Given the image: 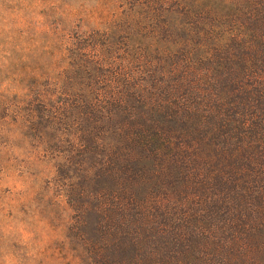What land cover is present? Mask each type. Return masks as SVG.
Returning <instances> with one entry per match:
<instances>
[{"label":"trees","instance_id":"trees-1","mask_svg":"<svg viewBox=\"0 0 264 264\" xmlns=\"http://www.w3.org/2000/svg\"><path fill=\"white\" fill-rule=\"evenodd\" d=\"M110 8L26 75L90 156L59 198L73 264H264V0Z\"/></svg>","mask_w":264,"mask_h":264},{"label":"rangeland","instance_id":"rangeland-1","mask_svg":"<svg viewBox=\"0 0 264 264\" xmlns=\"http://www.w3.org/2000/svg\"><path fill=\"white\" fill-rule=\"evenodd\" d=\"M95 7L111 28V0H0V264H73L81 249L80 217L59 198L81 183L90 156L75 151V131L61 138L71 130L29 103L37 83L26 75L37 55L53 74L63 40L93 29Z\"/></svg>","mask_w":264,"mask_h":264}]
</instances>
